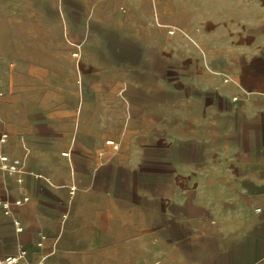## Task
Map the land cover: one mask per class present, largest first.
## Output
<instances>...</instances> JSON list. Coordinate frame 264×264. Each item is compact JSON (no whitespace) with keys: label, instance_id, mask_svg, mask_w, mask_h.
<instances>
[{"label":"crops","instance_id":"0c3cea01","mask_svg":"<svg viewBox=\"0 0 264 264\" xmlns=\"http://www.w3.org/2000/svg\"><path fill=\"white\" fill-rule=\"evenodd\" d=\"M17 1L0 0V256L25 249L39 264H264V106L250 105L264 98L241 87L243 101L184 95L171 108L163 86L155 99L140 81L123 107L129 123L159 116L162 177L151 165L145 182L123 179L107 165L101 100L88 114L84 99L89 87L118 91L116 81L95 65L83 86L67 42L40 44L50 39V11L58 24L64 11L48 0L22 10ZM238 47L243 62L261 56L257 45ZM240 114L254 131L234 124L218 131L230 141L214 143L217 119Z\"/></svg>","mask_w":264,"mask_h":264},{"label":"rangeland","instance_id":"374dc122","mask_svg":"<svg viewBox=\"0 0 264 264\" xmlns=\"http://www.w3.org/2000/svg\"><path fill=\"white\" fill-rule=\"evenodd\" d=\"M30 3L18 0L17 8L29 11ZM48 3L50 9L58 5L64 11L65 28L63 17L59 16L58 24L56 13L50 11V39L42 38L40 44L67 42L64 51L69 66L78 72L83 86L91 85L90 76L97 65L105 69V77H110L107 82L115 80L119 87L111 94L89 87L84 99L88 114L101 100L97 111L104 117L107 165L123 179L145 182L152 176L151 165L155 177H162L159 116H151L148 122L129 123L123 107L127 96L138 93L140 81L153 88L155 99L162 96L159 88L163 86L166 91L163 96L171 108L176 105L173 101L184 95L201 102L207 96L218 97L219 93L228 94L230 100L237 97L243 101L238 91L241 87L264 98V0H48ZM252 44L260 48L261 56L243 62L236 54L238 46ZM141 61L142 74L136 68ZM253 71L260 72L258 76L262 78L249 85L252 80L248 82L247 78ZM109 100L114 105L107 103ZM257 104L264 106V100L250 103L253 107ZM259 118L264 129V115ZM217 122L214 143L231 140L222 137L218 132L221 128L233 129L234 124L236 132L246 124L251 131L255 128L251 125L253 118L241 114L235 119L219 118ZM167 123L175 133L176 121ZM97 131L100 132L99 127ZM97 131L94 128L92 132ZM178 132L190 133L182 127Z\"/></svg>","mask_w":264,"mask_h":264},{"label":"built area","instance_id":"2783aa9c","mask_svg":"<svg viewBox=\"0 0 264 264\" xmlns=\"http://www.w3.org/2000/svg\"><path fill=\"white\" fill-rule=\"evenodd\" d=\"M74 55L77 56L78 52H75ZM0 157H1V159L7 160V158L5 156H0ZM17 165H18V161L14 160L10 164V169H16ZM25 200H28V198H25ZM18 202L20 203L21 201H18ZM0 203H1V200H0ZM257 210L262 211V208L257 207ZM26 256H27V251L25 249H21L17 253L5 255V256H0V264H39V263H36L33 261L30 262Z\"/></svg>","mask_w":264,"mask_h":264}]
</instances>
